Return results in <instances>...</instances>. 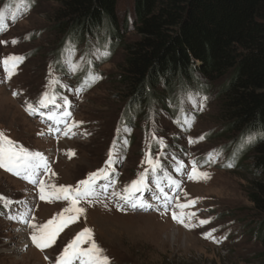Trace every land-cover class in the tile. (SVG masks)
I'll return each mask as SVG.
<instances>
[{"label":"rangeland","instance_id":"1","mask_svg":"<svg viewBox=\"0 0 264 264\" xmlns=\"http://www.w3.org/2000/svg\"><path fill=\"white\" fill-rule=\"evenodd\" d=\"M17 6L18 0H0V10H15ZM58 8L59 4L53 0H31L30 10L25 11V6L20 5L23 14H18L15 21L11 20L10 15L6 16V28L0 31V60L11 54L23 56L24 60L11 78L7 77L3 65L0 64V131L1 126H5L10 129L9 133L17 145L43 153L50 165L53 162L50 173L42 177V169L38 176V179L42 177L46 181V185L76 186L88 173L105 166L108 159L104 156L105 152L109 154L112 148V137L124 105L120 94L113 91L116 86L115 78L121 73L119 65L123 61V52L118 49L107 62L104 61L105 58L94 60L98 65L96 68L93 65L92 67L102 78L93 83L91 88H85L79 93L74 92L79 86L76 79L78 74L68 71L65 76L59 77L55 69L54 51L60 45L64 48L68 39L66 37L64 40L63 35L54 28V13ZM117 14L120 23L124 22L125 17L129 20V30H122V33L128 42L134 41V0H118ZM120 29L123 27L120 26ZM13 40L17 42L13 43ZM75 45L73 59L79 61L81 56L101 43L92 41L87 47L78 43ZM50 65L54 75L61 79L60 86L64 93L60 96L67 97L70 101V105L66 106L67 111L71 116L75 115V120L71 121L69 117L66 124L57 125L47 119L48 113L60 111L53 105L41 109L45 116L39 113L31 115L26 110V102L37 106L38 99L46 90L50 79ZM195 77L194 83L185 82L178 86L175 92L177 103L186 107L188 116L194 117L190 126L192 135L189 136L192 142L190 143L188 138L181 143L186 148L182 154H185L186 159L183 161L187 169L185 172L176 173L184 182L181 184L185 188L182 189L180 185L169 190L165 186L172 198V208H175L176 203L196 200L194 206L185 210L196 213L190 221L195 227L186 228L175 222L171 211L163 214L149 212L165 211L162 200L153 198L155 188L151 181L148 191L137 194L139 199L150 203L151 208H143L140 210L143 213L137 214L112 209L109 200L118 201L116 204L137 212V208L133 209L118 197L112 196V192L121 193L125 186L131 183L130 180L122 182V178L126 180V176L131 177V169L140 162V150L144 148V153L147 151V140L141 129L136 127L134 142L128 144L130 155L125 154L120 158L122 178L119 183L103 180L102 184L111 185L104 199L96 200L92 197L90 203L81 202L84 213L58 233L55 241L47 248H50L46 252L48 258L32 243L30 235L34 229L30 225L45 223L64 208L70 207V202L55 198L39 200L38 187L34 188L32 183L22 176L9 171L4 173L0 167V196L6 198L1 202L7 206L5 208L0 205V264H55V258L84 228L92 230L93 238L103 249V254L112 256L111 262L114 260L115 264H261L259 256L264 252V248L256 238L257 227L254 225L259 217L254 212L253 203L248 196L254 179L252 159H247L243 152L236 162H231L232 167H227L225 154L222 153L212 162L213 166L210 163H204L202 166V171H210L207 179L187 178L191 156H202L220 144L225 146L226 141L221 136L215 137L221 130L220 92L225 79L210 82L213 85L208 86L205 81L200 85L203 78L199 72H195ZM51 89L53 88H47L49 92H52ZM14 92L17 95H13ZM193 93L195 99L190 101L188 95ZM203 97L207 99L204 100ZM58 103H62V100ZM157 111L156 116L164 124V128L172 127L170 115H173V112L161 107H158ZM73 122L79 123L73 126ZM87 125L91 127L87 128L86 132L79 130ZM201 136L204 139H199ZM73 145L79 150L76 151ZM225 153L227 154V151ZM177 157H181V153L175 156ZM196 159L197 163L202 164L198 156ZM113 165L114 168L117 167L116 163ZM212 167L218 168L213 172ZM113 171L117 172L118 168ZM22 198L30 199L31 207L19 201ZM27 209H30L27 216L30 222L28 225L16 216L17 212ZM209 218L210 223L199 224L201 219ZM212 229H215L212 232L215 239L206 238L203 234Z\"/></svg>","mask_w":264,"mask_h":264},{"label":"trees","instance_id":"2","mask_svg":"<svg viewBox=\"0 0 264 264\" xmlns=\"http://www.w3.org/2000/svg\"><path fill=\"white\" fill-rule=\"evenodd\" d=\"M53 1L59 4L54 28L64 40L71 37L75 44L98 40L108 45L110 56L122 50L113 91L124 102L123 117L130 126L136 116L147 117L158 107L170 111L176 88L194 83L199 72L200 85L225 79L221 130L215 137L226 140L230 156L242 132L264 133V0H134L132 42L122 33L130 26L126 17L119 21L118 0ZM62 50L60 45L54 51L57 71L64 68ZM243 152L253 161L248 196L259 217L256 238L264 248V135L232 160ZM259 258L264 264V252Z\"/></svg>","mask_w":264,"mask_h":264},{"label":"snow or ice","instance_id":"3","mask_svg":"<svg viewBox=\"0 0 264 264\" xmlns=\"http://www.w3.org/2000/svg\"><path fill=\"white\" fill-rule=\"evenodd\" d=\"M20 5L25 6V11L30 10L31 0H18V6L15 10L10 8L0 10V31H4L6 28V16L10 15L11 20L15 21L18 18V14H23ZM12 42L16 43L17 41L13 40ZM75 52L76 45L72 38L69 37L61 53L63 57L62 63L71 74L81 75V84L74 89V92L79 93L85 88L91 87L93 83L102 78L92 67L94 60H103L111 53L106 43L89 50V52H86L85 55L80 57L79 61L73 59ZM23 60V56L15 54L3 57L2 60H0V64L3 65V69L8 78H11L16 68ZM57 63H61V61H57ZM49 76L48 85L38 99L37 106L26 102V110L31 115L39 113L41 116H45L46 114L42 112L41 109L53 105L59 108L60 111L58 113H48L47 119L54 121L57 125L61 123L66 124L67 119L71 116V113L67 111L66 108V106L70 105V101L67 97L59 96L55 90L61 85V79L54 75V70L51 65L49 67ZM48 87L53 88V91L49 92L47 90ZM13 95H17V93L14 92ZM188 99L190 101L194 100L195 94H189ZM203 99L206 100L207 98L203 97ZM60 100H62V103H58ZM194 106L196 105L194 104ZM191 119L194 120V117H191ZM175 122L181 126H191L187 112H184L181 117L180 109H177V119ZM76 123L79 122H73V126H75ZM259 135H264V133H260ZM256 138V133L249 130L242 132L239 138L234 142L232 155L228 158L229 162L225 166L232 167L233 164L231 160L234 159L239 152L251 145ZM157 139L162 141L160 137H157ZM199 139H204V137L201 136ZM189 142H192L191 138H189ZM166 147L167 145L161 143V152L156 157H153L151 152L146 153V163L148 167L144 172L138 174L137 179L132 180L129 185L125 186L123 192H112V196L118 197L119 200H122L126 205H130L133 209L151 208L152 205L150 203L139 199L137 195L149 190L151 177V185H154L155 188L153 198L157 201L162 200L165 212L171 211L172 219L184 227H195L190 221L195 217L196 213L187 212L185 210L194 206L196 200L176 203L175 208L171 207L172 198L169 196L168 191L165 190V186H167L169 190L178 188L180 186V181L173 177L172 173L164 167L161 161V157L164 155L163 149ZM224 150L225 146L213 149L207 153L204 163L215 162V159L219 158ZM119 152L120 149L117 147L116 141H114L109 151L108 159L105 162V166L88 173L86 178L77 182L76 186L46 185L43 179H38L42 169L48 171V161L44 154L39 151H31L22 145H17V143L6 136L3 131H0V167L5 168L7 171L17 176H22L23 179L28 180L33 185H38L40 200L47 201L55 198L56 200L70 202L71 205L70 207L64 208L62 212L57 213L56 216L41 225L35 223L30 225L34 229L30 235L33 244L40 249L49 247L55 241L58 233L68 223L74 222L84 213L85 209L80 206L81 202L88 201L90 203V198L99 194L97 189L100 187V181H111L112 173L109 171V168L119 159ZM175 163L176 167L172 170L173 172L182 173L186 171L187 165L183 160L176 159ZM190 164L191 168L186 172L189 180L207 179L209 177V173L202 171L196 160L190 161ZM110 186V183L105 184L102 190L106 192ZM5 199V197L0 196V201ZM117 207L123 210L120 204H117ZM29 212L30 209L24 212H17L16 216L22 223L28 225L30 223L27 219ZM65 213L69 215H65ZM34 219L33 217V220ZM210 222V218L201 219L199 224L204 225ZM214 231L215 229H212L210 232H206L203 235L206 238L215 239L212 237V232ZM85 245L88 246L85 247ZM77 262L78 264H109V257L103 254V249L94 240L90 228L82 229L63 249L59 256L55 258V264H77Z\"/></svg>","mask_w":264,"mask_h":264},{"label":"bare ground","instance_id":"4","mask_svg":"<svg viewBox=\"0 0 264 264\" xmlns=\"http://www.w3.org/2000/svg\"><path fill=\"white\" fill-rule=\"evenodd\" d=\"M48 162H49V161H48ZM94 198H101V197H100L99 195H97V196H94ZM56 246H57V245H56ZM56 246H55V247H56ZM33 251H34V250H33ZM35 251H36V250H35ZM35 251H34V252H35Z\"/></svg>","mask_w":264,"mask_h":264}]
</instances>
